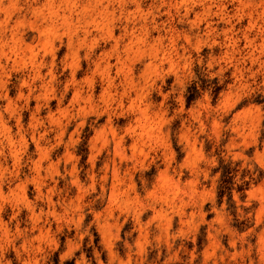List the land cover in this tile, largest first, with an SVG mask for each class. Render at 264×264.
I'll use <instances>...</instances> for the list:
<instances>
[{"label":"rangeland","instance_id":"1","mask_svg":"<svg viewBox=\"0 0 264 264\" xmlns=\"http://www.w3.org/2000/svg\"><path fill=\"white\" fill-rule=\"evenodd\" d=\"M0 264H264V0H0Z\"/></svg>","mask_w":264,"mask_h":264},{"label":"trees","instance_id":"2","mask_svg":"<svg viewBox=\"0 0 264 264\" xmlns=\"http://www.w3.org/2000/svg\"><path fill=\"white\" fill-rule=\"evenodd\" d=\"M193 90H195V88H193Z\"/></svg>","mask_w":264,"mask_h":264}]
</instances>
